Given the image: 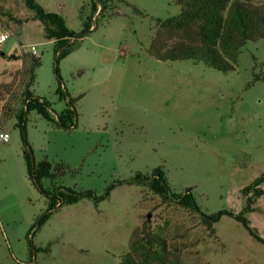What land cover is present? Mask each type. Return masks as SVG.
<instances>
[{
	"label": "rangeland",
	"instance_id": "obj_1",
	"mask_svg": "<svg viewBox=\"0 0 264 264\" xmlns=\"http://www.w3.org/2000/svg\"><path fill=\"white\" fill-rule=\"evenodd\" d=\"M61 14L76 34L91 0H36ZM262 5L264 0H250ZM105 9L55 72L53 41L31 18L6 27L0 43V264H120L132 232L160 234L168 246L183 244L184 264H264V247L231 216L221 215L215 238L174 201L162 203L148 188L128 184L137 172L160 167L172 192L191 189L202 212L240 213L264 238V193L246 209L241 189L264 173V36L249 40L234 69L223 72L193 60L164 61L149 54L155 19L180 11L174 0H102ZM29 16L28 9L17 7ZM40 58L34 96L52 114L68 107L58 85L74 99L75 124L61 128L34 110L25 113L26 140L35 161L44 158L77 170L60 182L107 198H83L52 212L26 176L23 142L15 125L22 108L23 53ZM4 93V89H2ZM117 181H123L118 184ZM113 185V187H112ZM264 189V184L261 185ZM3 229L7 236L3 235ZM48 248L34 251V248Z\"/></svg>",
	"mask_w": 264,
	"mask_h": 264
},
{
	"label": "trees",
	"instance_id": "obj_2",
	"mask_svg": "<svg viewBox=\"0 0 264 264\" xmlns=\"http://www.w3.org/2000/svg\"><path fill=\"white\" fill-rule=\"evenodd\" d=\"M180 6V11L165 19H155V35L149 44V54L157 60L176 61L193 60L201 62L219 71L234 69L238 54L247 41L257 40L264 36V4L255 5L250 0H174ZM28 9L31 14L23 17L17 7ZM105 9L102 0H91L90 13L82 22V31L76 34L70 29L64 17L56 12L48 11L36 0H0V24L6 27H16L31 18L42 26L46 39L53 41L55 54V72L58 74V62L71 51V40L85 35L95 21L94 15L100 16ZM23 92L22 108L16 114L15 125L23 142L22 157L26 176L37 191L45 197V210L42 216L32 224L37 230L50 217L53 211L63 205L77 203L83 198L99 202L108 197L111 187L97 194L92 190H77L63 186L60 179L63 174L75 173L77 170L68 168L66 164L51 162L44 158L35 161L32 149L26 140L25 113L34 110L48 121L54 122L61 128H71L75 124L76 110L74 99L69 97L58 85L56 92L66 98L68 107L60 113L52 114L49 104L44 98L34 96L30 86L35 80V70L40 65V58L23 53ZM4 89V93H2ZM11 91V85L0 87V99L3 94ZM123 181H117L121 184ZM128 184L141 185L148 188L150 193L159 197L162 203L174 201L179 207L197 218L199 226L204 228L206 236L215 238V224L221 215L227 214L240 223L248 234L264 247V238L255 228L249 225V220L240 213L219 210L214 213L202 212L193 196L191 189L184 192H172L164 171L160 167L150 173L137 172L127 181ZM264 173L257 176L252 183L241 189L247 194L246 209L253 210L250 203L264 193ZM113 187V185H112ZM185 246L173 244L168 246L167 240L147 226L132 232L129 251L126 252L120 264H184L182 249ZM48 248H34V251Z\"/></svg>",
	"mask_w": 264,
	"mask_h": 264
},
{
	"label": "built area",
	"instance_id": "obj_3",
	"mask_svg": "<svg viewBox=\"0 0 264 264\" xmlns=\"http://www.w3.org/2000/svg\"><path fill=\"white\" fill-rule=\"evenodd\" d=\"M8 36H9V32L7 30L6 31H0V43L5 42L6 39L8 38ZM29 52L32 55H35L37 53L34 46H30ZM0 139L3 142H7L9 139V134L6 132H0Z\"/></svg>",
	"mask_w": 264,
	"mask_h": 264
},
{
	"label": "crops",
	"instance_id": "obj_4",
	"mask_svg": "<svg viewBox=\"0 0 264 264\" xmlns=\"http://www.w3.org/2000/svg\"><path fill=\"white\" fill-rule=\"evenodd\" d=\"M36 55V54H35ZM3 235L7 236V232L3 229Z\"/></svg>",
	"mask_w": 264,
	"mask_h": 264
}]
</instances>
